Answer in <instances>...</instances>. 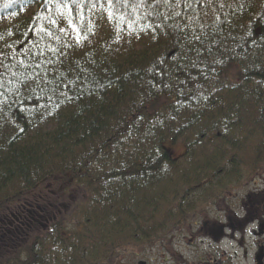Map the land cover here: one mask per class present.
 <instances>
[{
  "label": "trees",
  "instance_id": "1",
  "mask_svg": "<svg viewBox=\"0 0 264 264\" xmlns=\"http://www.w3.org/2000/svg\"><path fill=\"white\" fill-rule=\"evenodd\" d=\"M2 18L0 264H115L264 162V0H0ZM53 179L86 198L41 235L19 203L10 233Z\"/></svg>",
  "mask_w": 264,
  "mask_h": 264
},
{
  "label": "rangeland",
  "instance_id": "2",
  "mask_svg": "<svg viewBox=\"0 0 264 264\" xmlns=\"http://www.w3.org/2000/svg\"><path fill=\"white\" fill-rule=\"evenodd\" d=\"M22 16L27 17L28 14L23 13ZM11 22H13L12 18L0 19V28L8 26ZM165 147L174 157H179L185 150L181 142L174 145L166 144ZM262 181H264V162L257 169L256 174L241 181L240 186L226 192L214 203L210 199L200 204L196 214L183 226L168 234L158 233V236L150 241L151 243L136 245V248L128 247L117 252L115 256L116 258L118 256V260H114L115 264H257L255 257L260 253V248L256 243L262 239L258 236L256 240L257 236H251L248 231L244 235V245H239L238 240L242 233H235L234 241L228 238L231 234L228 226L232 223L235 230L242 231V227L237 224V218L241 219L243 216L242 208H245V205L251 210L264 208V195L257 196L259 193L257 189L263 187ZM62 186L65 187L60 181L53 179L52 182L28 193L19 202L12 203L5 213L7 221L12 225L9 226V232L17 234L16 225L15 228L13 225L18 220L16 207L19 203L31 209L29 215L32 214V221L29 223V229H32L33 234L41 235L55 216L70 215L76 203L86 198V193L82 186L75 183H71L66 188ZM225 197L224 201H220ZM54 205H59L63 212L55 210ZM228 208L235 212L234 216L228 213ZM21 228L22 234L25 235L26 226ZM220 230L223 231L224 236L219 234ZM24 240L25 238L16 237L10 242L11 247L19 246Z\"/></svg>",
  "mask_w": 264,
  "mask_h": 264
},
{
  "label": "flooded vegetation",
  "instance_id": "3",
  "mask_svg": "<svg viewBox=\"0 0 264 264\" xmlns=\"http://www.w3.org/2000/svg\"><path fill=\"white\" fill-rule=\"evenodd\" d=\"M262 182H263V187L262 189H257V191L259 192L257 196H261L262 194L264 195V181ZM230 209L228 208V213H232L234 216L235 212ZM242 214L243 216L241 217V219L237 218V224L240 227H242V231L235 230L234 229L235 227L232 225V223H230V226H228V229H230L231 234L228 238H231L232 240L234 239L235 241L236 239L234 238V234L242 233V235L240 236V239L238 240V243L239 245H244L245 232L248 233L249 231L251 236H257L256 240L258 239V236H259L262 240L259 241V243L257 242L256 246L260 248V254H262L264 257V246L262 245L264 244V208H258V209L251 210L247 205H245V208H242ZM222 230H223V227H222ZM222 230H220L219 234H222L224 236V233ZM256 257L255 259L257 260Z\"/></svg>",
  "mask_w": 264,
  "mask_h": 264
},
{
  "label": "water",
  "instance_id": "4",
  "mask_svg": "<svg viewBox=\"0 0 264 264\" xmlns=\"http://www.w3.org/2000/svg\"><path fill=\"white\" fill-rule=\"evenodd\" d=\"M256 258H257V264H262L263 255L258 253Z\"/></svg>",
  "mask_w": 264,
  "mask_h": 264
},
{
  "label": "snow or ice",
  "instance_id": "5",
  "mask_svg": "<svg viewBox=\"0 0 264 264\" xmlns=\"http://www.w3.org/2000/svg\"><path fill=\"white\" fill-rule=\"evenodd\" d=\"M109 2H111V0H109ZM165 2H167V0H165ZM177 15H178V13H177ZM73 31H75V29H73Z\"/></svg>",
  "mask_w": 264,
  "mask_h": 264
}]
</instances>
